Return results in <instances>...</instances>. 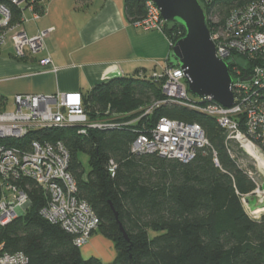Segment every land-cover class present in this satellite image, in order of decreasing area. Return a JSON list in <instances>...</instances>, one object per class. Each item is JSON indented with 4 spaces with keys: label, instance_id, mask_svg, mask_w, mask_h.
Returning <instances> with one entry per match:
<instances>
[{
    "label": "trees",
    "instance_id": "16d2710c",
    "mask_svg": "<svg viewBox=\"0 0 264 264\" xmlns=\"http://www.w3.org/2000/svg\"><path fill=\"white\" fill-rule=\"evenodd\" d=\"M24 1L32 4L34 11L42 12L43 0ZM205 1L198 0L204 9ZM235 1L244 0L211 3L224 16L225 9ZM1 3L12 12V20L22 16L21 4L13 0H0ZM144 3L145 0H124L128 18H142ZM163 33L173 44L184 29L169 23ZM136 76H115L94 84L81 97L88 117H106L107 110L127 113L164 97V76L157 78L152 72ZM139 113L134 111L125 120ZM162 116L198 122L209 145L199 148L186 163L156 152H131L133 139ZM85 131L80 133L74 125L52 126L30 130L22 139L9 143L27 147L32 138L64 143L76 195L89 203L99 220L94 232L114 241L117 253L109 264H264V212L255 218L246 212L240 198L251 192L254 183L237 159L229 155L231 140H227L214 118L186 106L164 104L136 123ZM80 152L88 157L86 172ZM20 184L27 190L31 204L24 214L0 226V243L5 251L21 252L28 258L25 264H103L95 256L85 258L72 234L40 215L47 193L34 179H22ZM148 229L159 233L149 237Z\"/></svg>",
    "mask_w": 264,
    "mask_h": 264
},
{
    "label": "built area",
    "instance_id": "2783aa9c",
    "mask_svg": "<svg viewBox=\"0 0 264 264\" xmlns=\"http://www.w3.org/2000/svg\"><path fill=\"white\" fill-rule=\"evenodd\" d=\"M21 4L24 0H13ZM212 0H206L204 9L209 24V36L216 48L218 58L229 64L231 78L232 105L226 107L215 102L211 96L198 97L187 90L184 71L178 66L167 64L154 77L164 76L161 99H155L146 107L139 108V116L126 121L128 113H109L106 117L91 120L82 108L81 94L56 93L50 95L16 94L13 110H0V226L21 216L30 206L27 190L20 181L34 179L47 193V202L39 211L51 223H58L65 232L74 236L76 246H82L97 229L99 220L89 203L76 195V183L68 170L69 154L59 140L47 141L30 139L29 146L16 147L13 140L22 139L30 130L43 128L77 126L80 133L86 129L114 128L140 120L141 116L164 104L186 106L193 111L208 115L220 125L228 141H235L238 147L253 161L255 167L241 162L232 151L241 169L254 183L251 192L240 198L244 207L255 218L264 208L253 210L251 200L264 203V0H244L225 9L224 16L217 13ZM31 19L40 13L33 10ZM145 13L133 24L144 30L163 32L167 25L158 6L145 0ZM204 8V7H203ZM28 19L21 16L12 20V12L0 4V47L8 39L14 49V56L24 58L35 55L45 48L44 39L51 28L39 30L29 35L22 29ZM208 26V25H207ZM169 45H173L169 41ZM51 66V59L42 58L38 62L40 71ZM51 71H56L54 66ZM126 121V122H124ZM130 146L133 153L156 152L159 156L177 158L186 163L199 148L209 145L204 130L198 122L180 121L162 116L147 131L140 132ZM230 141V142H231ZM217 161V159H215ZM247 209V210H248ZM0 243V264H25L27 256L21 252L9 253Z\"/></svg>",
    "mask_w": 264,
    "mask_h": 264
},
{
    "label": "crops",
    "instance_id": "0c3cea01",
    "mask_svg": "<svg viewBox=\"0 0 264 264\" xmlns=\"http://www.w3.org/2000/svg\"><path fill=\"white\" fill-rule=\"evenodd\" d=\"M42 2V12L35 20L27 3H21L22 16L28 19L22 29L35 35L51 28L44 39L45 48L17 58L10 39L0 47V110H13L16 94L78 92L82 97L96 83L115 76L160 73L166 65L168 39L160 30L134 25L126 14L124 0ZM48 57L56 71H51L50 65L40 71L39 60ZM10 103L13 107L6 109ZM92 235L95 239L81 247L85 256L94 253L97 241L102 239L96 232Z\"/></svg>",
    "mask_w": 264,
    "mask_h": 264
},
{
    "label": "water",
    "instance_id": "95a60500",
    "mask_svg": "<svg viewBox=\"0 0 264 264\" xmlns=\"http://www.w3.org/2000/svg\"><path fill=\"white\" fill-rule=\"evenodd\" d=\"M151 1L158 6L167 24H176L184 29V34L170 48L167 65L178 66L184 71L188 92L198 97L209 95L226 107L232 105L233 80L229 64L216 55L202 4L198 0ZM119 229L126 237L120 225Z\"/></svg>",
    "mask_w": 264,
    "mask_h": 264
},
{
    "label": "rangeland",
    "instance_id": "374dc122",
    "mask_svg": "<svg viewBox=\"0 0 264 264\" xmlns=\"http://www.w3.org/2000/svg\"><path fill=\"white\" fill-rule=\"evenodd\" d=\"M181 36L179 37V39L181 38ZM135 77H137V76H135ZM143 106H145V105H143ZM12 107H13V105L10 103V104H8V107H6V109H11ZM139 108H142L143 109L144 107H142V106L140 107L139 106ZM139 108L138 109L136 108V110L135 109L134 110H128L126 112L127 113L129 112V114H130V113H132L134 111H139L140 110ZM95 118H92V119H95ZM131 118L136 119L135 117H131ZM134 123H136V122H134ZM230 143H231L232 151L235 153L236 157L241 162L246 163L248 166L252 167V169H253V167H255V164H253V161L250 158L247 157V155H246V153H244V151H242V148L238 147V145H237V143L235 141H231ZM78 154H79L78 156H79L81 165H83L84 170L86 172L88 170V165H87V158L88 157H87V154H83L81 152L78 153ZM256 199L257 198L254 197L251 200V203H252L251 207H254L253 210H257L258 208H264V203H258V202H256ZM245 209H246V212L249 213L250 210L248 209V207H245ZM249 215H251V213H249ZM95 232L98 233V235H100L99 234V231H95ZM158 233H159V231H157V230L154 231L153 229H148V236L149 237H153V236H155ZM92 234L89 236V239L86 241V243H88V244L91 243V239H93L96 236V235H92ZM100 236L102 237V239L100 241H97L99 244L95 245V251H94V253H90V255L85 256L83 254V249L81 248L82 246L80 247V250H81V254L85 258L90 257V256H95V257L99 258V257L102 256L103 259H104V260H102L103 261V264H107V263H110L112 261V259L115 257V255H116L117 252L115 250L114 241H111L110 239L106 238L102 234Z\"/></svg>",
    "mask_w": 264,
    "mask_h": 264
}]
</instances>
